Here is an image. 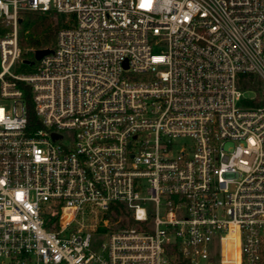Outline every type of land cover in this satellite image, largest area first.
Here are the masks:
<instances>
[{"label":"built area","instance_id":"1","mask_svg":"<svg viewBox=\"0 0 264 264\" xmlns=\"http://www.w3.org/2000/svg\"><path fill=\"white\" fill-rule=\"evenodd\" d=\"M27 12L67 26L15 73ZM0 20V264H264V0H0Z\"/></svg>","mask_w":264,"mask_h":264},{"label":"trees","instance_id":"2","mask_svg":"<svg viewBox=\"0 0 264 264\" xmlns=\"http://www.w3.org/2000/svg\"><path fill=\"white\" fill-rule=\"evenodd\" d=\"M54 21V16L36 14V13H23L21 15V22L19 24V44L22 50L21 55V69L35 65L37 61L34 58V52L39 49H52L55 45L56 36L60 28L66 27L64 18H57ZM8 28L0 20V36L5 34ZM24 61H33L32 64H25ZM20 72V70H18ZM239 85L245 91L256 90L257 86L262 83L253 74L242 75L239 80ZM25 97L28 107V122L30 126L36 125L37 117L33 110L31 92L28 87H25Z\"/></svg>","mask_w":264,"mask_h":264},{"label":"rangeland","instance_id":"3","mask_svg":"<svg viewBox=\"0 0 264 264\" xmlns=\"http://www.w3.org/2000/svg\"><path fill=\"white\" fill-rule=\"evenodd\" d=\"M57 18H64V16H58ZM57 18H55L54 17V21L55 22H57L58 20H57ZM9 30V29H8ZM19 30V29H18ZM56 40H57V36H56ZM55 43H56V41H55ZM54 47V46H53ZM35 53V52H34ZM0 62H1V56H0ZM37 63H38V61H37ZM37 63L35 64V65H30V67H27V68H25V69H21V66H20V64L21 63H17L15 66H14V68H13V72H15V73H31V72H33L34 70H35V68H36V66H37ZM18 70H20V72H18ZM256 90H257V92H259V98L261 97L260 96V93H262V91H263V86L261 85V86H257L256 87ZM245 97L246 98H251V97H254V93L253 92H249V93H246L245 94ZM181 143V142H180ZM217 262H218V260H217Z\"/></svg>","mask_w":264,"mask_h":264},{"label":"water","instance_id":"4","mask_svg":"<svg viewBox=\"0 0 264 264\" xmlns=\"http://www.w3.org/2000/svg\"><path fill=\"white\" fill-rule=\"evenodd\" d=\"M21 22V20H20ZM52 53V49H39V50H36L35 53H34V58L36 61H40L44 56L48 55ZM25 64H32L33 61H24Z\"/></svg>","mask_w":264,"mask_h":264}]
</instances>
